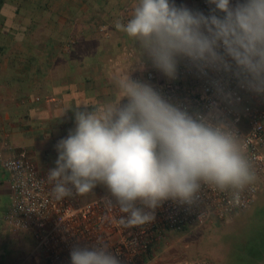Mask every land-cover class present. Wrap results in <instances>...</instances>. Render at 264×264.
<instances>
[{"label": "clouds", "instance_id": "9594fccd", "mask_svg": "<svg viewBox=\"0 0 264 264\" xmlns=\"http://www.w3.org/2000/svg\"><path fill=\"white\" fill-rule=\"evenodd\" d=\"M135 0L117 30L137 55L115 80L117 95L73 113L74 127L57 141L47 179L52 194L105 189L109 208L126 227L150 224L165 202L194 208L203 186L239 192L257 179L237 124L241 93L264 97V0ZM149 68L167 82L183 74L201 81L202 106L134 78ZM210 93V95H209ZM71 264H123L119 251L98 239L76 244Z\"/></svg>", "mask_w": 264, "mask_h": 264}, {"label": "crops", "instance_id": "0c3cea01", "mask_svg": "<svg viewBox=\"0 0 264 264\" xmlns=\"http://www.w3.org/2000/svg\"><path fill=\"white\" fill-rule=\"evenodd\" d=\"M134 3L0 0V151L26 150L41 170L55 167V145L74 127L72 111L116 96L115 80L131 70L123 57L130 38L115 23L125 22ZM6 193L11 199L0 162V197ZM3 225L9 229L4 218Z\"/></svg>", "mask_w": 264, "mask_h": 264}, {"label": "built area", "instance_id": "2783aa9c", "mask_svg": "<svg viewBox=\"0 0 264 264\" xmlns=\"http://www.w3.org/2000/svg\"><path fill=\"white\" fill-rule=\"evenodd\" d=\"M190 1L193 6L204 7L203 0ZM129 17L130 14L125 16V23ZM101 31L107 35V26ZM72 44L70 41L67 47L71 48ZM131 54L127 49L123 51L125 58ZM181 72L180 79L174 82L161 81L152 70L134 78L148 80L162 86L166 94L187 98L194 106H202L205 86L183 74V69ZM241 96L242 112L237 127L257 179L239 192L238 199H234L232 190L221 192L203 186L194 208L165 202L156 210L152 223L126 227L119 223L123 214L118 207L109 208L106 204V194L85 200L83 195L73 192L58 200L52 194L53 184L47 179L49 169L41 170L28 151L22 150L9 157L0 151L1 166L9 176L11 197L4 222L11 231L33 238L36 252L44 264H71L73 245H91L98 239L109 244L113 251L118 250L123 264H216L203 258L170 261L163 259L159 251L167 234L201 228L245 212L264 190V97L246 93ZM46 100L54 101L51 97Z\"/></svg>", "mask_w": 264, "mask_h": 264}, {"label": "rangeland", "instance_id": "374dc122", "mask_svg": "<svg viewBox=\"0 0 264 264\" xmlns=\"http://www.w3.org/2000/svg\"><path fill=\"white\" fill-rule=\"evenodd\" d=\"M134 4L125 7L122 16L131 14ZM129 11V12H128ZM125 49L131 51L126 62L133 64L137 48L131 39ZM154 71L161 81L162 75ZM147 70V71H148ZM146 72V71H145ZM134 72L136 75L144 74ZM64 135V137H66ZM56 157L58 153L55 150ZM106 194L98 186L92 192L83 194L91 200ZM11 204L8 194L0 197V264H44L35 251V241L29 235L11 232L3 225V218ZM162 258L175 261L181 258H203L216 264H264V190L260 192L253 206L245 212L223 221H214L201 228L188 229L181 233H169L159 251Z\"/></svg>", "mask_w": 264, "mask_h": 264}]
</instances>
